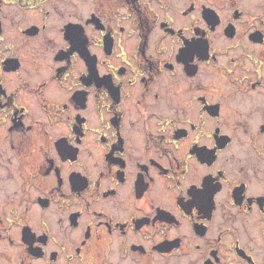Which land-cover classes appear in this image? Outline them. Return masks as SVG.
<instances>
[{"label":"flooded vegetation","instance_id":"obj_1","mask_svg":"<svg viewBox=\"0 0 264 264\" xmlns=\"http://www.w3.org/2000/svg\"><path fill=\"white\" fill-rule=\"evenodd\" d=\"M0 264H264V0H0Z\"/></svg>","mask_w":264,"mask_h":264}]
</instances>
